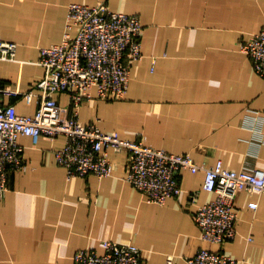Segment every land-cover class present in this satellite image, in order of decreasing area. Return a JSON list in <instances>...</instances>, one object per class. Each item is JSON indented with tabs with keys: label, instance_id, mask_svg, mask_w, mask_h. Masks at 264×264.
<instances>
[{
	"label": "crops",
	"instance_id": "0c3cea01",
	"mask_svg": "<svg viewBox=\"0 0 264 264\" xmlns=\"http://www.w3.org/2000/svg\"><path fill=\"white\" fill-rule=\"evenodd\" d=\"M106 2L140 15L143 57L131 68L122 99L93 97L79 108L84 122L198 163L264 169V77L241 42L264 26V0H0V34L18 43L17 60H0V86L29 90L44 77L42 47L64 37L68 5ZM62 105L69 95L59 96ZM33 115L34 98L4 96ZM26 167L0 190V264H76L80 249L105 251L102 242L133 243L149 264H187L200 248L224 251L245 264H264V195L236 197L237 234L224 244L205 241L194 219L216 197L203 171L180 173L182 194L153 203L125 178L127 152H111L114 171L69 178L55 151L66 136L21 135ZM198 191L197 196L191 195ZM253 203L257 207H252Z\"/></svg>",
	"mask_w": 264,
	"mask_h": 264
},
{
	"label": "built area",
	"instance_id": "2783aa9c",
	"mask_svg": "<svg viewBox=\"0 0 264 264\" xmlns=\"http://www.w3.org/2000/svg\"><path fill=\"white\" fill-rule=\"evenodd\" d=\"M143 22L138 14L115 11L106 2L68 5L66 31L60 43L42 47L38 63L44 77L26 91L0 86V190L9 188L10 173L26 167L21 135L35 142L41 136H66V143L55 151L58 163L69 178L89 174L107 177L114 171L111 152H127L126 180L139 189L148 201L164 204L183 192L180 173L205 174L204 188L216 197L198 206L194 219L205 241L224 244L237 234L239 210L236 197L242 190L264 195V169L241 170L224 166L222 159L213 165L198 163L190 153H173L153 147L145 139H128L118 131L102 130L95 121L84 122L79 108L93 97L107 101L124 98L129 89L132 65L143 57ZM18 43L0 34V60H17ZM241 49L252 59L254 71L264 77V26L241 42ZM69 95L62 105L59 95ZM4 96H22L28 103L38 100L33 115L22 114ZM198 191L191 196L195 198ZM257 207L256 203L251 205ZM103 253L80 249L76 264H149L142 249L133 243L104 240ZM187 264H245L224 251L200 248L186 259ZM169 257L167 264H172Z\"/></svg>",
	"mask_w": 264,
	"mask_h": 264
},
{
	"label": "rangeland",
	"instance_id": "374dc122",
	"mask_svg": "<svg viewBox=\"0 0 264 264\" xmlns=\"http://www.w3.org/2000/svg\"><path fill=\"white\" fill-rule=\"evenodd\" d=\"M190 257V256H189Z\"/></svg>",
	"mask_w": 264,
	"mask_h": 264
}]
</instances>
